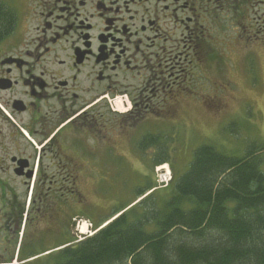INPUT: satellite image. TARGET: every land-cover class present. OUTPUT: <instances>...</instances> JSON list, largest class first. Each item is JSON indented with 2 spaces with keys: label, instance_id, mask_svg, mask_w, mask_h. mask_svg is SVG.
<instances>
[{
  "label": "flooded vegetation",
  "instance_id": "1",
  "mask_svg": "<svg viewBox=\"0 0 264 264\" xmlns=\"http://www.w3.org/2000/svg\"><path fill=\"white\" fill-rule=\"evenodd\" d=\"M262 35L264 0H0V263L30 259L28 231L40 247L63 235L65 186L92 151H122L121 128L144 150L160 129L141 139L142 123L172 130V105L205 101L208 57Z\"/></svg>",
  "mask_w": 264,
  "mask_h": 264
},
{
  "label": "rangeland",
  "instance_id": "2",
  "mask_svg": "<svg viewBox=\"0 0 264 264\" xmlns=\"http://www.w3.org/2000/svg\"><path fill=\"white\" fill-rule=\"evenodd\" d=\"M237 44V52L230 56H222L220 60L207 58L205 101L191 99L184 105H172V130H169L168 122L162 121L154 123L150 120L140 125L141 139L151 135L154 127L160 129L154 133L158 146L149 145L150 152L138 147L132 153L127 151L128 133L124 128L117 134L122 137V151L110 148L107 153L99 150L91 152L93 155L86 158L87 167L74 171L75 183L65 186L68 196L62 200L63 235L59 239L53 235L48 246L44 247L34 241L29 245L30 231L25 236L23 249L30 255L39 254L28 264H54L56 257L46 255L57 248L42 252L81 236L77 230L79 220L81 223L84 220L99 223L108 215L129 206L143 190L156 186L153 163L156 159L167 161L179 179L189 170L195 151L202 145H209L229 156L244 157L249 151H254L262 160L260 169L264 173V35L253 46H248L244 40ZM197 91L191 89L188 94L200 97ZM123 109L128 108L124 105L120 110ZM43 160L48 161L45 156ZM175 192V184H172L166 190H157L149 200L172 197ZM42 199L44 203L53 204L50 199ZM144 206L143 203L138 204L131 215L141 212ZM74 215L78 216L73 219L76 220L75 225L69 222L66 228V222Z\"/></svg>",
  "mask_w": 264,
  "mask_h": 264
},
{
  "label": "trees",
  "instance_id": "3",
  "mask_svg": "<svg viewBox=\"0 0 264 264\" xmlns=\"http://www.w3.org/2000/svg\"><path fill=\"white\" fill-rule=\"evenodd\" d=\"M164 162L156 159L154 166ZM261 163L254 151L237 157L202 145L189 170L179 179L174 173L172 197L149 200L156 189L96 223L112 219L94 235L49 257H56L54 264H264ZM140 203L146 205L132 216Z\"/></svg>",
  "mask_w": 264,
  "mask_h": 264
},
{
  "label": "built area",
  "instance_id": "4",
  "mask_svg": "<svg viewBox=\"0 0 264 264\" xmlns=\"http://www.w3.org/2000/svg\"><path fill=\"white\" fill-rule=\"evenodd\" d=\"M170 179V174H159V182L160 183H167L168 180Z\"/></svg>",
  "mask_w": 264,
  "mask_h": 264
},
{
  "label": "bare ground",
  "instance_id": "5",
  "mask_svg": "<svg viewBox=\"0 0 264 264\" xmlns=\"http://www.w3.org/2000/svg\"><path fill=\"white\" fill-rule=\"evenodd\" d=\"M119 101H120V102H118V103L115 102V103H116V106H118V107L121 109V108L123 107V105H124V102H123L121 99H119ZM119 105H120V106H119ZM120 109H119V110H120ZM85 228H86V226L84 225V226H83V229H82V233H85V232H86V231H85Z\"/></svg>",
  "mask_w": 264,
  "mask_h": 264
}]
</instances>
